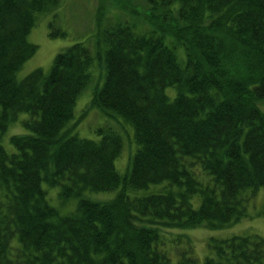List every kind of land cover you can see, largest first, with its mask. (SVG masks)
<instances>
[{
  "label": "trees",
  "instance_id": "trees-1",
  "mask_svg": "<svg viewBox=\"0 0 264 264\" xmlns=\"http://www.w3.org/2000/svg\"><path fill=\"white\" fill-rule=\"evenodd\" d=\"M112 6L99 0L85 40L20 78L40 13L56 11L50 35L66 34L61 0H0V139L28 113L27 130L10 137L16 149L0 141V264H264L257 233L210 237L202 262L182 233L176 260L163 248L173 229L238 222L264 186V0ZM87 89L89 107L110 119L99 138L70 125ZM114 119L137 143L125 172ZM43 181L78 197L76 209L62 213ZM86 190L117 191L94 199Z\"/></svg>",
  "mask_w": 264,
  "mask_h": 264
},
{
  "label": "rangeland",
  "instance_id": "rangeland-1",
  "mask_svg": "<svg viewBox=\"0 0 264 264\" xmlns=\"http://www.w3.org/2000/svg\"><path fill=\"white\" fill-rule=\"evenodd\" d=\"M135 1V0H134ZM107 5L113 4L112 12L116 13L118 0H106ZM99 0H61V7L58 9L59 18L57 20L58 27L66 30L65 35H50L49 22L54 17V10L40 13L34 26L32 27L28 39L37 44V48L33 56L24 62V64L17 71V76L22 78L36 67H42L45 71L51 68L54 56L70 46L78 40H85L87 34L91 33L95 27L96 10ZM111 8V7H110ZM110 12V11H109ZM167 92L170 95L175 94V87L169 86ZM92 96L91 89L84 91L76 100L75 117L72 123H75L74 130L81 137L99 138L97 129L102 125H108V119L99 108L89 107ZM262 107L263 104L260 102ZM28 116V113L22 112L19 114V119L12 122L5 133L2 135L0 141L9 150L14 151L16 148L10 141L13 133L25 132L22 120ZM113 121L123 134L124 148L121 154L116 157L115 163L118 170L125 172L129 163L130 156L136 150L137 143L134 137L133 127L123 122L121 124L117 120ZM125 124V125H124ZM43 186L48 192L50 202L55 205L62 213L73 211L77 207L78 197H71L64 200L59 194V186H50L43 181ZM170 188L167 182L151 185L150 191H162ZM117 190L108 191H94L86 190L85 195L94 199H106L112 197ZM195 205H198V198H194ZM180 233L191 238L193 242V253L198 256L200 262L203 261L205 254L214 253L207 245L210 237H229L235 234H251L257 233L264 238V186L258 189L256 196L248 201V211L238 222H233L227 226L217 229L195 227L190 229H173L170 232V237L166 239L167 243L163 248L169 250L170 256L176 260V246L183 247L185 244L184 238L180 239ZM179 243V244H178Z\"/></svg>",
  "mask_w": 264,
  "mask_h": 264
}]
</instances>
